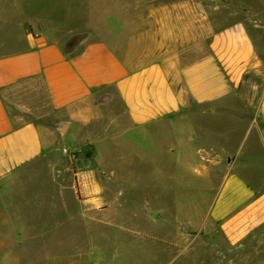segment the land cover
Masks as SVG:
<instances>
[{"label":"crops","instance_id":"crops-1","mask_svg":"<svg viewBox=\"0 0 264 264\" xmlns=\"http://www.w3.org/2000/svg\"><path fill=\"white\" fill-rule=\"evenodd\" d=\"M88 1L0 3V249L35 250L40 262L94 256L91 226L127 213L111 211V188H121L113 171L132 164L131 154L141 168L154 166L157 184L191 188L190 208L155 212L154 259L264 264V178L255 176L264 172V110H232L264 106L234 98L258 68L247 34L215 32L207 51L184 63L157 54L158 26L154 53L135 38L115 41L138 20L121 0ZM99 11H117L116 27L98 24ZM77 24L96 37L70 50L67 31ZM64 123L72 182L45 140ZM75 185L81 198L64 194Z\"/></svg>","mask_w":264,"mask_h":264},{"label":"rangeland","instance_id":"rangeland-1","mask_svg":"<svg viewBox=\"0 0 264 264\" xmlns=\"http://www.w3.org/2000/svg\"><path fill=\"white\" fill-rule=\"evenodd\" d=\"M92 1L96 6L118 3V0ZM87 2L89 1L0 0V3L5 4L21 6L46 4L57 8L58 5L68 3L80 7ZM121 3L127 6V19H137L139 27L126 35L116 34L113 36L115 41L135 38L139 49L145 46L146 51L154 53L156 48L154 27L158 26L162 34L158 37L157 54H168L182 59L184 63L202 56L207 51V42L213 33L232 27L242 29L254 46L258 68L245 75L240 91L234 98L253 100L256 105L264 101V0H121ZM97 13L98 24L116 27L112 15L117 14V11ZM151 19H153L152 23ZM67 32H73L64 43L70 50H75L82 42L96 37L89 27L80 24L71 27ZM232 110L235 114L253 116L259 110H264V106L246 107L238 104ZM63 136L56 127L47 132L45 140L51 144L52 153L59 158L60 167L71 169L67 172L72 182L73 158L64 155L62 150L65 148L71 152L73 146L69 137ZM129 157L133 160L132 164H124L113 171L118 177L115 186L121 185V188H117L118 186L111 188V196L117 198L116 202L111 204V211L127 213L121 220L112 218L106 225L99 226L96 223L91 226L90 230L95 234L89 235L87 243L88 250H91L94 256L90 254L91 256L88 257L89 254H86L85 262H40L38 251L22 250L21 247V250L5 248L0 249V264H183V262H161L154 259V221L157 219L154 214L159 209L171 213L178 205L190 208L191 188L176 187L159 179L158 182L162 184H157V171L154 170V166L141 168L136 164L133 155L130 154ZM60 172L62 173L63 170ZM60 172H57V175ZM255 176L262 180L264 172L258 171ZM178 191V194L181 192L180 203L174 199ZM64 194L74 198L82 196L77 185L65 189ZM5 239L6 236H0V241ZM100 256L103 262H94L101 258ZM188 263L229 264L231 262Z\"/></svg>","mask_w":264,"mask_h":264},{"label":"water","instance_id":"water-1","mask_svg":"<svg viewBox=\"0 0 264 264\" xmlns=\"http://www.w3.org/2000/svg\"><path fill=\"white\" fill-rule=\"evenodd\" d=\"M66 127H67V124H59L58 126H57V129L60 131V133L62 134V135H64L65 134V132H66Z\"/></svg>","mask_w":264,"mask_h":264},{"label":"built area","instance_id":"built-area-1","mask_svg":"<svg viewBox=\"0 0 264 264\" xmlns=\"http://www.w3.org/2000/svg\"><path fill=\"white\" fill-rule=\"evenodd\" d=\"M64 155H67V157L69 158H73V154L71 152H69L68 150H66L65 148L62 150Z\"/></svg>","mask_w":264,"mask_h":264}]
</instances>
